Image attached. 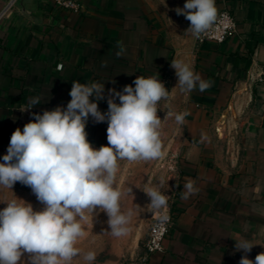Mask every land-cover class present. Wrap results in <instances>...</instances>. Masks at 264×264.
<instances>
[{"label": "crops", "instance_id": "0c3cea01", "mask_svg": "<svg viewBox=\"0 0 264 264\" xmlns=\"http://www.w3.org/2000/svg\"><path fill=\"white\" fill-rule=\"evenodd\" d=\"M8 1L0 0V13ZM79 1L82 11L75 13L55 0H19L0 19V162L20 122L57 106L66 109L73 81L104 83L105 98L98 102L104 113L109 89L134 87L140 75L170 74L162 114L190 113L179 124L183 147L170 209L174 225L163 251L149 255L144 247L108 262L239 264L245 255L255 261L264 252V0H215L218 14L228 9L237 24L222 44L174 40L149 0ZM117 41L124 47L120 56ZM173 60L189 64L212 87L182 92ZM34 97L41 102L22 111ZM107 127V121L96 123L89 116L86 132L94 148L108 144ZM189 180L199 191L184 200ZM30 194L23 184L0 187V202ZM6 206L0 203V210ZM242 239L256 244L250 252L236 250ZM91 251L101 253L105 246L91 245Z\"/></svg>", "mask_w": 264, "mask_h": 264}, {"label": "clouds", "instance_id": "9594fccd", "mask_svg": "<svg viewBox=\"0 0 264 264\" xmlns=\"http://www.w3.org/2000/svg\"><path fill=\"white\" fill-rule=\"evenodd\" d=\"M175 11L190 21L186 31L197 39L211 29L218 14L215 0H186L183 8ZM117 47L120 51L116 55L120 56L123 43L117 41ZM171 66L182 92H203L212 87L211 81L202 79L184 61L173 60ZM133 84L134 87L125 85L122 91L109 89L108 110L102 113L98 102L105 98L104 83L73 81L66 109L57 106L42 115L33 113L34 119L22 131L17 128L12 133L0 162V187L12 190L20 182L31 188L43 207L34 210L31 203L17 197L0 202L7 205L0 210V264H72L81 255L86 264H96L97 253H82L76 244L86 235L82 222L89 216L93 218L97 209L108 216L113 237L128 234L133 212L122 210L123 193L115 186L118 161L148 162L163 157L164 119L158 116L159 102L170 95L158 73L147 78L140 75ZM40 102L39 97H34L22 111ZM166 113L180 125L190 114ZM89 116L96 123L108 124V144L98 149L87 138ZM184 189V200L199 191L192 180L185 183ZM146 194L152 209L167 207L168 195L157 188ZM160 220L166 221L167 217L162 215ZM254 245L242 239L236 241L235 247L248 253ZM239 264H264V252L255 261L242 256Z\"/></svg>", "mask_w": 264, "mask_h": 264}, {"label": "rangeland", "instance_id": "374dc122", "mask_svg": "<svg viewBox=\"0 0 264 264\" xmlns=\"http://www.w3.org/2000/svg\"><path fill=\"white\" fill-rule=\"evenodd\" d=\"M149 1L167 20L174 40L180 43H186L193 39L198 41L190 32L186 31L190 27V21L183 15H177L175 11L177 7L183 8L186 0ZM162 104L158 116L162 120L164 119L161 125L163 157L148 162L129 163L125 160L118 161L119 171L115 186L123 193L121 197L122 210L125 212L132 210L133 212L128 226V234L121 238L113 237L107 224L108 216L106 213L100 212L99 209L93 213V218L89 216L87 220L82 222L86 235L76 244L82 250V253L91 251V245L100 244L105 246V251L97 253L96 264H110L108 261L115 254H123L124 252V254H127V252L133 250L143 249L154 219L162 214L169 213L176 198L178 192L177 158L183 147V132L180 125L176 123L174 116L167 117L162 114ZM153 188H157L163 194L168 195L167 207L160 211L154 210L148 205L150 204V198L146 191ZM130 189H132V194H130ZM30 195H26L24 200L31 203L34 210H41L43 205L35 195H32L34 197ZM92 234H98L101 239L99 241L91 240ZM102 238H105V240ZM128 259H132V256L129 255ZM72 264H86V262L81 255V257L74 259Z\"/></svg>", "mask_w": 264, "mask_h": 264}, {"label": "built area", "instance_id": "2783aa9c", "mask_svg": "<svg viewBox=\"0 0 264 264\" xmlns=\"http://www.w3.org/2000/svg\"><path fill=\"white\" fill-rule=\"evenodd\" d=\"M18 1L19 0H9L4 10L0 13V19L4 17L5 14H7ZM55 2L59 6L65 9L72 10L75 13H80L82 11V4L79 0H55ZM236 26L237 24L233 14L228 9H224L218 14L217 20L214 23V25L211 27V29L205 35L201 36L198 39V42L214 41L219 44H222L236 31ZM160 80L169 90L171 83L170 74H165L162 78H160ZM260 81H262V79H260ZM164 101L165 100H161L159 102V108ZM25 124L27 123L20 122L15 127V129L9 134L8 146L10 143V138L12 133L17 128L21 129L22 131ZM15 184H21V183L17 182ZM162 215L167 217L166 221L161 222L160 217ZM162 215L155 218L150 227L148 239L145 243V249L147 254L149 255L163 251V243L170 234L171 229L173 228L174 225V219L170 212Z\"/></svg>", "mask_w": 264, "mask_h": 264}]
</instances>
